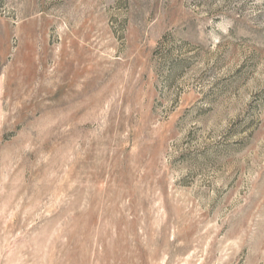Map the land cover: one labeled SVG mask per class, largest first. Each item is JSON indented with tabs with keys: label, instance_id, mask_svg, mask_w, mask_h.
<instances>
[{
	"label": "rangeland",
	"instance_id": "rangeland-1",
	"mask_svg": "<svg viewBox=\"0 0 264 264\" xmlns=\"http://www.w3.org/2000/svg\"><path fill=\"white\" fill-rule=\"evenodd\" d=\"M0 264H264V0H0Z\"/></svg>",
	"mask_w": 264,
	"mask_h": 264
}]
</instances>
